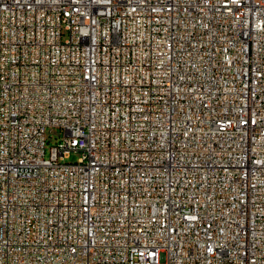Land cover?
Returning <instances> with one entry per match:
<instances>
[{
	"label": "built area",
	"instance_id": "built-area-1",
	"mask_svg": "<svg viewBox=\"0 0 264 264\" xmlns=\"http://www.w3.org/2000/svg\"><path fill=\"white\" fill-rule=\"evenodd\" d=\"M0 264H264V0H0Z\"/></svg>",
	"mask_w": 264,
	"mask_h": 264
},
{
	"label": "rangeland",
	"instance_id": "rangeland-1",
	"mask_svg": "<svg viewBox=\"0 0 264 264\" xmlns=\"http://www.w3.org/2000/svg\"><path fill=\"white\" fill-rule=\"evenodd\" d=\"M63 137V135H59V132L55 130L48 129L47 130V157L49 156V148L56 144L60 140V138ZM82 157V153L79 151L72 152L68 159H66V162L68 163H77Z\"/></svg>",
	"mask_w": 264,
	"mask_h": 264
}]
</instances>
